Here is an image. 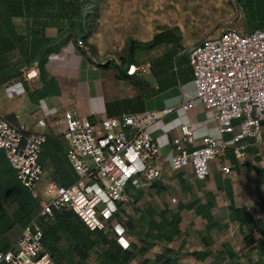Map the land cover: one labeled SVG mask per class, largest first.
<instances>
[{
    "label": "crops",
    "instance_id": "obj_1",
    "mask_svg": "<svg viewBox=\"0 0 264 264\" xmlns=\"http://www.w3.org/2000/svg\"><path fill=\"white\" fill-rule=\"evenodd\" d=\"M85 12L83 42L68 40L46 55L44 70L52 80L47 92L41 90L39 77L21 78V71L30 66L20 67L16 76L10 70L0 71V115L44 135L37 156L42 169L39 185L54 180L67 186L75 180L65 156L64 108L72 107L77 115L89 119L169 108L147 126L159 147L161 173L149 190L127 188V204L120 211L139 201L158 206L148 224L149 234L158 243L154 246L160 250L154 260L161 264L167 260L169 264H264V135L246 148L243 158L228 155V173L221 172L219 163L212 160L207 176L196 179L190 167L171 170L168 162L171 140L178 136L180 124L190 123L196 138L202 134L228 136L219 134L211 110L194 99L187 56L204 37L234 23L228 0H90ZM11 23L14 31L5 29L6 22L0 20L1 65L20 57L12 35L22 36L25 23L22 19ZM33 23L44 27L46 36L55 37L46 22H28ZM129 41L130 58L125 51ZM130 64L138 69L127 74ZM16 80L23 92L7 95L5 86ZM43 107L53 113L37 126ZM184 147L191 145L184 143ZM15 180L0 151V206L6 214L2 229L17 207L8 190ZM118 220L125 226L121 214ZM25 223L0 229V252L8 249ZM173 229L175 234H171Z\"/></svg>",
    "mask_w": 264,
    "mask_h": 264
},
{
    "label": "built area",
    "instance_id": "obj_2",
    "mask_svg": "<svg viewBox=\"0 0 264 264\" xmlns=\"http://www.w3.org/2000/svg\"><path fill=\"white\" fill-rule=\"evenodd\" d=\"M80 43V42H78ZM194 99L211 110L219 134L196 138L190 123L179 125L172 138L169 167L188 166L194 178L204 179L216 160L228 173V155L243 158L246 148L264 135V28H226L204 37L188 52ZM138 68L128 65L132 74ZM143 71V69H141ZM35 65L21 71V78L38 77ZM7 95L23 92L20 80L5 86ZM43 118L53 110L41 108ZM160 111L142 110L97 119L79 116L72 107L62 110L65 156L75 180L59 185L48 180L39 185L42 169L37 162L44 141L41 132L27 131L0 115V150L15 177L38 204L37 212L22 226L14 242L0 252L7 264H56L42 247V223L54 213L71 211L90 231L108 232L121 248L129 246L126 228L118 220L127 204V188L149 190L161 173L162 160L154 137L147 130ZM197 139V142H196ZM184 143L191 147L186 149ZM171 202L174 198L170 199Z\"/></svg>",
    "mask_w": 264,
    "mask_h": 264
},
{
    "label": "trees",
    "instance_id": "obj_3",
    "mask_svg": "<svg viewBox=\"0 0 264 264\" xmlns=\"http://www.w3.org/2000/svg\"><path fill=\"white\" fill-rule=\"evenodd\" d=\"M90 0H0V20L6 22L5 29L14 31L11 20L22 19L25 23L24 34L22 36L13 33V41L19 46V60H13L8 65L7 62L0 64V71L10 70L11 75H19L20 67L35 65L38 68V77L42 84V91L47 92L48 85L52 80L47 79L44 62L46 55L51 51L58 50L68 40L77 44V40L83 42L84 20L86 16L85 8ZM261 6L262 16L259 21L247 30L264 28V0H257ZM44 21L47 27L55 30V37L45 35V29L35 23L29 25L28 22ZM28 24V25H27ZM3 43H0V47ZM132 42L126 46V55L130 58ZM4 61V60H3ZM2 152V150H0ZM15 179V178H14ZM9 192L17 204L16 209L11 214L10 220L2 229L1 224L5 211L0 206V229L6 230L13 223L28 221L37 211L36 201L29 195L27 190L17 181L10 183ZM42 224V247L55 261L57 253L56 243L59 235L64 236L69 242L68 248L76 253L77 264H85L86 251L89 244L104 245L100 253L99 264H127L132 256L130 249L121 248L108 232L90 231L71 211L56 212ZM130 222V221H129ZM174 226V225H173ZM174 228V227H172ZM167 229V238L170 236ZM176 229L171 230L175 234ZM156 237H163L156 234ZM132 245V244H131ZM169 260L162 261V264H169ZM4 263V262H3ZM1 264V263H0Z\"/></svg>",
    "mask_w": 264,
    "mask_h": 264
},
{
    "label": "rangeland",
    "instance_id": "obj_4",
    "mask_svg": "<svg viewBox=\"0 0 264 264\" xmlns=\"http://www.w3.org/2000/svg\"><path fill=\"white\" fill-rule=\"evenodd\" d=\"M228 4L234 23H228L223 26V29L234 28L244 30L246 26L249 29L254 25H261V23L256 24L259 21V17L263 14L257 0H228ZM57 184L60 185L59 182ZM154 209L157 210L158 206H151L147 201H139L138 204L128 208L126 211L119 210V213L123 216L130 239V246L127 248L132 252V256L127 261V264H161L154 260V256L160 250L158 247L154 246L157 242L155 243L153 237L149 234L148 220L149 217L154 214ZM135 214H138V217H134ZM127 218L131 219L130 222ZM68 245H70V242L64 236L59 235L58 242L56 243V264H77L78 257L76 253L70 251ZM103 246L102 243L101 245L89 244L86 251L85 264H99L101 258L100 253Z\"/></svg>",
    "mask_w": 264,
    "mask_h": 264
}]
</instances>
